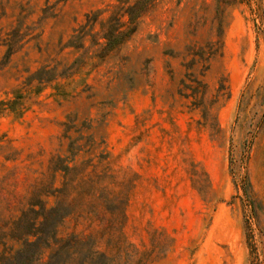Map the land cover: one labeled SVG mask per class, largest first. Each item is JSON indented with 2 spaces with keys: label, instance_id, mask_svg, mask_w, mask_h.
<instances>
[{
  "label": "rangeland",
  "instance_id": "obj_1",
  "mask_svg": "<svg viewBox=\"0 0 264 264\" xmlns=\"http://www.w3.org/2000/svg\"><path fill=\"white\" fill-rule=\"evenodd\" d=\"M116 4L0 0V237L74 200L58 237L119 264H264V0H156L87 64L68 40Z\"/></svg>",
  "mask_w": 264,
  "mask_h": 264
},
{
  "label": "trees",
  "instance_id": "obj_2",
  "mask_svg": "<svg viewBox=\"0 0 264 264\" xmlns=\"http://www.w3.org/2000/svg\"><path fill=\"white\" fill-rule=\"evenodd\" d=\"M156 0H117L118 4L112 6L111 14L103 17L105 10H97L85 15L83 24L73 31L67 46L85 50V44L89 41L90 47H97L93 56L87 57V64H92L95 59L103 60L116 48L124 44L137 29L140 18L152 7ZM19 42L22 34H14ZM18 48V43L8 45V53ZM84 56L75 60L74 64L86 60ZM82 67V66H80ZM67 136V135H66ZM69 139V137H66ZM72 161V160H71ZM71 161L66 158L56 157L60 168L55 173H70L73 168L69 166ZM81 199L88 194L92 187L80 186ZM47 194H57L58 199H68L73 188L69 183L62 184L60 188H53ZM42 197V198H43ZM74 201V200H73ZM73 201L66 203V210L63 212L61 204L48 208L44 199L39 201L40 220L30 219L23 222L18 219L17 227H26L33 231L16 237L19 241L17 248H10L7 238L0 237V264H119L118 257L109 255L106 251H100L94 242L87 238L70 234L66 238L57 235L58 224L70 215V208ZM63 212V213H62ZM54 226L51 231L45 232L50 220L54 219Z\"/></svg>",
  "mask_w": 264,
  "mask_h": 264
}]
</instances>
